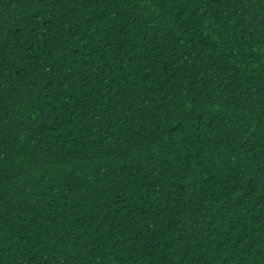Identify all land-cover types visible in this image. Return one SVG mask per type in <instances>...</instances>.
<instances>
[{
    "label": "trees",
    "instance_id": "trees-1",
    "mask_svg": "<svg viewBox=\"0 0 264 264\" xmlns=\"http://www.w3.org/2000/svg\"><path fill=\"white\" fill-rule=\"evenodd\" d=\"M0 264H264V0H0Z\"/></svg>",
    "mask_w": 264,
    "mask_h": 264
}]
</instances>
